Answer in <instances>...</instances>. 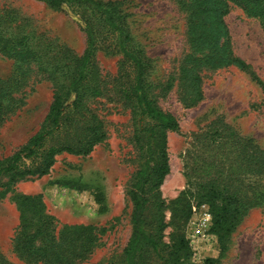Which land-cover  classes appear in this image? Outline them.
I'll return each instance as SVG.
<instances>
[{
  "label": "trees",
  "instance_id": "16d2710c",
  "mask_svg": "<svg viewBox=\"0 0 264 264\" xmlns=\"http://www.w3.org/2000/svg\"><path fill=\"white\" fill-rule=\"evenodd\" d=\"M42 1L53 8H80L86 47L77 54L56 40L38 36L13 9L0 7V53L14 61L11 76L0 80V128L26 104L35 83L44 79L53 87L49 110L39 128L16 151L0 158L2 193L22 179L48 174L61 153L86 156L103 143L108 132L94 105L111 95L130 110L133 121L129 159L134 171L126 192L132 206L131 235L123 264H144L146 254H153V261L161 264H195L184 236L170 246L163 240L168 223L161 188L171 172L169 133L178 131L180 123L158 104L157 86L148 79L150 59L130 29L128 10L119 0ZM176 1L185 15L189 51L177 77L165 89L176 84L181 100L194 106L204 98V73L234 66L264 91V81L235 54L225 21L232 9L239 8L248 18L258 20L264 32V0ZM100 49L120 54L130 70L121 68L109 80L96 60ZM223 121L217 118L209 125L210 131L196 135L195 152L187 156L191 160L186 164L187 187L172 202L175 221L190 217L193 200L209 205L221 254L243 218L263 199L253 185L257 182L246 183V178L264 175V150ZM13 201L19 224L12 246L26 264H78L91 256L104 232L93 224L59 226L41 194L16 193ZM152 205L153 225L147 220ZM170 247L173 250L168 252ZM0 264H13L1 250ZM202 264H218V259L206 258Z\"/></svg>",
  "mask_w": 264,
  "mask_h": 264
},
{
  "label": "rangeland",
  "instance_id": "374dc122",
  "mask_svg": "<svg viewBox=\"0 0 264 264\" xmlns=\"http://www.w3.org/2000/svg\"><path fill=\"white\" fill-rule=\"evenodd\" d=\"M116 1V0H105ZM128 10V24L150 59L148 79L157 86L158 104L173 113L179 123L178 131L169 133L171 172L162 185L165 222L163 240L170 246L184 236L191 252V261L202 264L206 258L218 259V264H264V175L246 178V183L263 193L260 205L252 208L231 234L227 250L221 254L217 245L206 252L200 261L193 260V230L190 223L196 218L195 208L209 205L193 200L187 220H173L172 202L187 187L186 164L188 155L195 152L197 134L210 131L217 118L237 130L245 140L264 150V91L246 72L228 66L208 70L203 75L204 98L189 106L180 98L178 86L165 89L172 77H177L180 62L189 51L185 15L176 0H119ZM0 7L13 9L26 28L38 36L53 39L83 53L86 37L80 24V8L64 5L53 8L42 0H0ZM237 56L243 58L264 81V32L258 20L248 18L242 10L234 8L225 16ZM29 25V26H28ZM96 60L109 80L124 68L122 56L109 50L97 51ZM14 71V61L0 53V80ZM165 90V91H164ZM53 97L50 81L34 84L27 95L26 104L13 114L0 128V158L16 151L35 133L45 118ZM104 121L107 139L86 156L61 153L51 171L39 178L18 181L6 194L0 186V250L13 264H26L13 250V238L19 224V211L13 196L41 194L48 211L59 226L63 224H93L104 228L91 256L78 264H123L124 249L131 235L132 210L126 192L131 182L134 165L130 161L133 121L130 110L111 95L94 105ZM148 223H155L154 205L147 214ZM197 246L202 245L195 238ZM195 245V246H196ZM173 250L169 248L168 252ZM144 264L153 261V254L145 255Z\"/></svg>",
  "mask_w": 264,
  "mask_h": 264
},
{
  "label": "built area",
  "instance_id": "2783aa9c",
  "mask_svg": "<svg viewBox=\"0 0 264 264\" xmlns=\"http://www.w3.org/2000/svg\"><path fill=\"white\" fill-rule=\"evenodd\" d=\"M195 211L197 212V218L190 223V228L193 230V239L191 243L194 245L193 260L200 262L206 257V252L212 250L217 245V240L215 235L211 232L213 218L209 207L201 206L198 209L195 208ZM195 238H197L202 245L197 246Z\"/></svg>",
  "mask_w": 264,
  "mask_h": 264
}]
</instances>
